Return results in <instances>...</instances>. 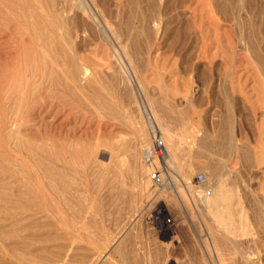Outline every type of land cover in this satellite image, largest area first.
<instances>
[{"label": "rangeland", "instance_id": "obj_1", "mask_svg": "<svg viewBox=\"0 0 264 264\" xmlns=\"http://www.w3.org/2000/svg\"><path fill=\"white\" fill-rule=\"evenodd\" d=\"M141 1L0 0V221L52 223L15 258L264 264V3ZM149 119L182 138L158 189L123 147Z\"/></svg>", "mask_w": 264, "mask_h": 264}, {"label": "bare ground", "instance_id": "obj_2", "mask_svg": "<svg viewBox=\"0 0 264 264\" xmlns=\"http://www.w3.org/2000/svg\"><path fill=\"white\" fill-rule=\"evenodd\" d=\"M143 1V0H142ZM141 1V2H142ZM147 1V0H146ZM261 1V6H263V3H264V0H260ZM149 3V2H148ZM147 3V4H148ZM153 5V4H152ZM258 7V6H257ZM259 8V7H258ZM261 9H260V11L262 12V9L264 10V6L263 7H260ZM257 10H259V9H257ZM258 12V11H257ZM259 24H261V23H259ZM55 29V28H54ZM53 29V30H54ZM27 30V29H26ZM45 30H46V28H45ZM44 30V31H45ZM49 31V30H48ZM50 33V32H49ZM62 33V32H61ZM24 34V33H23ZM30 36V35H29ZM58 36H60V35H58ZM206 36V35H205ZM52 37V36H51ZM62 38H63V35L61 36ZM65 37V36H64ZM12 42V41H11ZM2 45V44H1ZM6 45V44H5ZM9 45V44H8ZM67 45H69V44H67ZM39 47H42V46H39ZM9 48V47H8ZM45 48V47H44ZM7 49V48H6ZM14 49V48H13ZM35 49V48H34ZM33 49V50H34ZM43 49V48H42ZM40 51H42V52H44L43 50H40ZM46 52H47V50H46ZM2 53V52H1ZM11 54V53H10ZM44 54V53H43ZM48 54V53H47ZM46 54V55H47ZM34 55H35V53H34ZM49 55V54H48ZM56 56V55H55ZM54 56V57H55ZM76 56V55H75ZM48 57V56H47ZM50 58V57H49ZM42 61H43V59H41ZM50 60H53V59H51L50 58ZM56 61H57V59H55ZM64 60V59H63ZM33 61H35V60H33ZM60 61H61V59H60ZM63 62V61H62ZM46 63V62H45ZM44 63V64H45ZM61 63V62H60ZM7 64V63H6ZM11 64V63H10ZM41 64V63H40ZM64 64V63H63ZM32 65V64H31ZM35 65H36V63H35ZM52 65H54V64H52ZM7 66V65H6ZM9 66V65H8ZM33 66V65H32ZM41 66V65H40ZM44 66V65H43ZM64 66H65V64H64ZM51 67V66H50ZM60 67V66H59ZM70 67V66H69ZM81 67V66H80ZM35 68V67H34ZM58 68V67H57ZM81 68H84V67H81ZM27 69V68H26ZM44 69H45V67H44ZM51 69V68H50ZM53 69V68H52ZM79 69V68H78ZM85 69V68H84ZM41 70V69H40ZM54 70V69H53ZM52 70V71H53ZM75 70V69H74ZM76 71V70H75ZM78 71V70H77ZM82 71V70H81ZM80 71V72H81ZM86 71V70H85ZM18 72V71H17ZM54 72V71H53ZM63 72V71H62ZM74 72V71H73ZM83 72H84V70H83ZM23 73V72H22ZM87 73V72H86ZM42 74H43V72H42ZM81 74H82V72H81ZM21 76V75H20ZM29 76V75H28ZM44 75H42V77H43ZM56 76V75H55ZM5 77V76H4ZM26 77V76H25ZM24 77V78H25ZM33 77H34V74H33ZM46 77H48V76H46ZM61 77V76H60ZM12 78V77H11ZM20 78V77H19ZM23 77H21V79H22ZM36 78V77H35ZM66 79H67V76L65 77ZM72 78V77H71ZM85 78V77H84ZM20 79V81H22ZM32 79V78H31ZM44 79V78H43ZM49 79V78H48ZM74 79V78H73ZM86 79V78H85ZM29 80V79H28ZM28 80H26V81H28ZM69 81L71 80V79H68ZM68 80H67V82H68ZM81 80V79H80ZM19 81V80H18ZM31 81V80H30ZM40 81V80H39ZM47 81V80H46ZM82 81V80H81ZM84 81V80H83ZM82 81V82H83ZM71 82V81H70ZM73 82H74V80H73ZM73 82H71V83H73ZM21 83V82H20ZM29 83V82H28ZM33 83V82H32ZM36 83V82H35ZM37 83H38V81H37ZM59 83V82H58ZM54 84V83H53ZM75 84H76V82H75ZM9 85V84H8ZM18 85H20V84H18ZM22 85V84H21ZM34 85V84H33ZM37 85V84H36ZM55 85V84H54ZM69 85V84H68ZM67 85V86H68ZM6 86V85H5ZM26 86V85H25ZM37 86H39V85H37ZM37 86H35L36 88H37ZM77 86V85H76ZM75 86V87H76ZM16 87V86H15ZM29 87V86H28ZM62 87V86H61ZM80 87V86H79ZM49 88V87H48ZM67 88V87H66ZM72 88V87H71ZM8 89V88H7ZM38 89V88H37ZM77 89V88H76ZM81 90H82V88H80ZM1 90V89H0ZM9 91L11 90V85H10V89H8ZM15 90V89H14ZM35 90V89H34ZM80 90V91H81ZM49 91V90H48ZM13 92H15V91H13ZM24 92V91H23ZM35 92V91H34ZM56 93H57V91H55ZM74 92H75V90H74ZM33 93V90H31V94ZM80 94H82L83 93V91L82 92H79ZM6 95H7V93H6ZM16 95H17V93H16ZM42 95V94H41ZM77 95V94H76ZM10 96H12V95H10ZM48 96V95H47ZM55 96V95H54ZM2 97V96H1ZM4 97H5V95H4ZM49 97V96H48ZM53 97V96H52ZM82 97H83V95H82ZM9 98V97H8ZM8 98H6V99H8ZM16 98V97H15ZM15 98H14V101H13V103L16 101L15 100ZM32 98V97H31ZM5 99V98H4ZM20 99V98H19ZM19 99H18V101H19ZM42 99V98H41ZM46 99V98H45ZM55 99V98H54ZM10 100V99H9ZM43 100V99H42ZM20 102V101H19ZM22 102V101H21ZM28 102V101H27ZM8 103V102H7ZM12 103V104H13ZM57 103V102H56ZM30 104V103H29ZM45 104V103H44ZM89 104V103H88ZM36 105V104H35ZM92 105V104H91ZM11 106V105H10ZM18 106V105H17ZM22 106V105H21ZM29 106V105H28ZM37 106H39V105H37ZM94 106V105H93ZM15 107V106H14ZM23 107V106H22ZM33 107H34V105H33ZM45 108V107H44ZM36 109V108H35ZM10 110V109H9ZM8 110V111H9ZM18 110V109H17ZM29 110H31V109H29ZM34 111V110H33ZM44 111V110H43ZM42 111V112H43ZM97 111H99L98 110V108H97ZM102 111V110H101ZM100 111V112H101ZM18 112V111H17ZM41 112V113H42ZM96 112V111H95ZM100 112H98V113H100ZM105 112V111H104ZM11 113V112H10ZM10 113H8V114H10ZM20 113V112H19ZM97 113V112H96ZM97 113V116L99 117V114ZM15 114H16V112H15ZM15 114H13L14 116H12V117H15ZM34 114V113H33ZM43 114V113H42ZM102 114V113H101ZM159 114V113H158ZM16 115H19V114H16ZM37 115H39V114H37ZM37 115H35V116H37ZM4 116V115H3ZM32 116V115H31ZM102 116H103V114H102ZM114 116V115H113ZM127 115H125V117H126ZM8 117H9V115H8ZM11 117V118H12ZM18 117V116H17ZM16 117V118H17ZM24 117V115L22 116V118ZM38 117V116H37ZM111 117V116H110ZM40 118V117H39ZM43 118H45V117H43ZM112 118V117H111ZM128 118V117H127ZM156 118V117H155ZM158 118V117H157ZM157 118H156V120H157ZM32 119V118H31ZM34 119V118H33ZM37 119V118H36ZM41 119V118H40ZM120 119V118H119ZM118 119V120H119ZM21 120V119H20ZM23 120V119H22ZM125 120V119H124ZM155 120V119H154ZM40 121V120H39ZM134 122H135V120H133ZM158 121V120H157ZM160 121V120H159ZM131 122V121H130ZM141 122V121H140ZM128 123V122H127ZM132 124H130V125H132V127L134 128L133 130H134V134H135V136H134V138L135 139H133L132 138V140L130 139L129 140V142H127L126 144H124V148L125 147H127L128 146V148L133 144V140L135 141V140H137L138 142H140V143H142V149H141V151H143V149L145 148V147H147L148 146V144L150 143V140H149V132L146 130V129H141V128H137L136 126H133V122H131ZM135 123H137V122H135ZM155 123H156V121H155ZM160 122H158V123H156V125L158 126V128H159V130H160V133H161V138H162V140H163V143H164V145H165V147H166V149H167V157H168V159L170 160V158H172L173 156H175V155H173L174 153H173V150L171 149V142L174 140H178V141H175V143L176 142H179V141H181L180 140V138L178 137V136H175V134L173 135L166 127H164V125H160L159 124ZM17 124V123H16ZM17 125H19V123L17 124ZM14 127V126H13ZM16 127V126H15ZM19 127H20V125H19ZM19 127H18V134H20V129H19ZM143 128H144V126H143ZM13 129V128H12ZM17 129V128H16ZM58 129V128H57ZM8 130V129H7ZM9 130H10V128H9ZM53 130V129H52ZM10 132H12V131H10ZM56 132H58V131H56ZM3 133V132H2ZM59 133V132H58ZM57 133V134H58ZM16 135H17V133H16ZM178 135H180V134H178ZM185 135V134H184ZM9 136L11 137V134L9 133ZM18 136V135H17ZM9 137V138H10ZM9 138H8V140H9ZM98 137H96L95 139H97ZM15 139H17V137H15ZM182 139V138H181ZM21 140H23V139H21ZM15 141V140H14ZM17 142H18V140H16ZM95 141V140H94ZM96 141H98V140H96ZM128 141V140H127ZM14 143V142H13ZM174 142H173V144H175ZM93 144V143H92ZM98 144V143H97ZM144 144V145H143ZM177 144L178 143H176V146H177ZM7 145V144H6ZM20 145V144H19ZM24 145V144H23ZM22 145V146H23ZM99 145V144H98ZM126 145V146H125ZM189 146V145H188ZM18 147H20V146H18ZM24 147H25V145H24ZM30 147V146H29ZM95 147V146H94ZM97 147V146H96ZM95 147V148H96ZM138 147V146H137ZM140 147H141V145L139 146V150H140ZM41 148H43V147H41ZM94 148V149H95ZM135 148H136V146H135ZM173 148V147H172ZM177 148V147H176ZM175 148V149H176ZM25 149H28V148H26L25 147ZM31 149V148H30ZM96 149H98V148H96ZM23 150H24V148H23ZM99 150V149H98ZM130 150V149H129ZM133 150V149H132ZM140 151V152H141ZM130 152V151H129ZM26 153V152H25ZM27 153L29 154V151H27ZM36 153V152H35ZM131 153V152H130ZM10 154V153H9ZM103 154V153H102ZM104 154H105V152H104ZM103 154V155H104ZM29 155H31V154H29ZM132 155V154H131ZM131 155H130V157H131ZM138 155V154H137ZM139 156V155H138ZM33 157V156H32ZM27 158V157H26ZM105 158V157H104ZM36 159V158H35ZM136 159V158H135ZM175 159V158H174ZM8 160V159H7ZM121 160V159H120ZM15 161V160H14ZM33 161H34V159H33ZM59 161V160H58ZM35 162V161H34ZM38 162V161H37ZM136 162V161H135ZM170 162V161H169ZM50 163V162H49ZM141 163H142V161H141ZM43 165V164H42ZM49 165V164H48ZM55 165V164H54ZM60 165V164H59ZM142 165H143V163H142ZM4 166V165H3ZM6 166V165H5ZM50 166V165H49ZM58 166V165H57ZM8 167V166H7ZM38 167V166H37ZM44 167V166H43ZM51 167V166H50ZM52 167H53V164H52ZM102 167H104V166H102ZM143 167H144V169H145V171H146V175L148 174V170H146V168H145V166L143 165ZM58 168H61V166H58ZM19 169V168H18ZM39 170H40V168H39ZM170 170V169H169ZM52 171H53V169H52ZM1 172H2V170H1ZM0 172V173H1ZM11 173H13L12 172V170L10 171ZM17 172L18 173H22V170H17ZM40 172H41V170H40ZM3 173V172H2ZM5 173V172H4ZM15 173V172H14ZM13 173V174H14ZM30 173V172H29ZM49 173V172H48ZM26 174V173H25ZM42 174V173H41ZM12 175V174H11ZM22 175V174H21ZM44 174H42V176H43ZM133 176V175H132ZM135 176V175H134ZM44 177V176H43ZM6 178V177H5ZM7 178H9V177H7ZM10 178H11V176H10ZM147 178H148V180L150 181V183H151V180H150V178H149V176L147 175ZM12 179V178H11ZM23 179V178H22ZM32 179V178H31ZM41 179V178H40ZM5 180H7V179H5ZM5 180H3V181H5ZM24 180V179H23ZM25 180H26V178H25ZM175 180V179H174ZM184 180V179H183ZM10 181V180H9ZM29 181V180H28ZM31 181V180H30ZM176 181H178L177 179L175 180V182ZM13 182V181H12ZM182 182H184V181H182ZM221 182V181H220ZM2 183V182H1ZM9 183H11V182H9ZM17 182H15L14 184H16ZM28 183V182H27ZM181 183V182H180ZM7 184H8V182H7ZM17 184H19V183H17ZM5 185V184H4ZM9 185V184H8ZM11 185V184H10ZM221 184H219V186H220ZM178 186V185H177ZM219 186H218V188L216 189L215 188V190L213 189V191L212 192H208V193H203V203H204V206H205V208L208 210L209 208H210V205L213 203V202H215V201H217V200H219L221 197H222V193L224 192V191H222V193H220L221 192V190L224 188H222V189H220L219 188ZM4 187V186H3ZM12 187H13V185H12ZM221 187H222V185H221ZM15 188V187H14ZM33 188V187H32ZM119 188V187H118ZM172 188V187H171ZM20 189V188H19ZM22 189V188H21ZM24 189V188H23ZM174 189V188H173ZM182 189V188H181ZM10 190V189H9ZM219 190H220V192H219ZM11 191V190H10ZM1 193V192H0ZM2 193L3 194H5V192H3L2 191ZM6 195H7V193H6ZM2 196V197H1ZM0 197L1 198H3L4 200L6 199V198H4L3 197V195H1ZM10 196V195H9ZM11 197V196H10ZM14 197V196H13ZM20 197V196H19ZM23 197H24V195H23ZM48 197V196H47ZM25 199H28L29 200V198H30V196H29V198L27 197H24ZM49 198V197H48ZM31 200L33 199V198H30ZM12 200V199H11ZM11 200H8L9 202L11 201ZM15 200V199H14ZM14 200H12L11 202H13ZM37 200V199H36ZM7 201V200H6ZM17 201V200H16ZM49 201V200H48ZM15 202V201H14ZM21 202V204H23L22 203V201H20ZM34 202V201H33ZM37 202V201H36ZM19 203V202H18ZM28 203V202H27ZM26 203V204H27ZM35 203V202H34ZM6 204V203H5ZM26 204H24V205H26ZM28 205V204H27ZM26 205V206H27ZM36 205H38V204H36ZM0 206H2V205H0ZM10 207H11V205H9ZM4 207H6V208H8L7 206H4L3 205V207H2V211H3V208ZM13 207V206H12ZM11 207V208H12ZM14 207H16V206H14ZM28 207V206H27ZM29 207L30 208H34V207H32V205L30 206L29 205ZM28 207V208H29ZM1 208V207H0ZM18 208V207H17ZM49 208V207H48ZM19 209V208H18ZM21 209V208H20ZM36 209V208H35ZM5 210V209H4ZM7 211H9L8 209H6ZM5 210V211H6ZM11 210V209H10ZM24 210H25V208H24ZM4 211V212H5ZM6 211V212H7ZM12 211V210H11ZM13 213L15 212V211H12ZM45 212V211H44ZM16 213H18V212H16ZM30 213V212H29ZM29 213L28 214H26L25 212H21V213H19V214H17L16 216L14 215V218L13 217H7V219H6V221H8V218H12L11 220H10V222L9 223H7V222H5V221H0V250L1 251H3V253L4 254H6V255H8L9 256V260H11V261H15L17 264H19L18 262H24L25 260H27L26 258H24L23 256V258L25 259L24 261H17V259L15 258V253H16V249H22V247H25V246H28L27 244V242L29 241V243L30 244H32L30 241H34L36 238L37 239H43V238H40L41 236H42V233L44 232H42L41 233V231H40V233H37V232H35V230H33L34 228H35V225H36V227L38 226V224H36L35 222H37V223H39L36 219H34V220H32V221H29L28 223H25V224H23V223H21L20 222V220L21 219H26V218H28L29 216H32V214H30L29 215ZM48 213V212H47ZM23 214V215H22ZM25 214V215H24ZM36 214V213H35ZM50 214V213H49ZM18 215H19V217H18ZM34 215V214H33ZM41 215V214H40ZM37 216V215H36ZM43 216V215H42ZM41 216V218H43V217H45V215L42 217ZM33 217H35V216H33ZM1 218V217H0ZM2 218H4V217H2ZM1 218V219H2ZM40 218V219H41ZM47 218V217H46ZM40 219H38V220H40ZM48 219V218H47ZM36 220V221H35ZM43 220H44V218H43ZM34 221V222H33ZM44 222V221H43ZM48 222V221H47ZM47 222L44 224V225H46L47 224ZM50 222V221H49ZM53 223H55V222H53ZM41 225H42V227L43 228H45L44 227V225L42 224V220H41V223H40ZM49 224H51V227H52V223L50 222ZM49 224H47V225H49ZM41 225H39V226H41ZM46 225V226H47ZM56 225V224H55ZM38 226V227H39ZM50 226V225H49ZM49 226H48V228H49ZM37 227V228H38ZM41 227V228H42ZM45 234V233H44ZM50 234V233H49ZM29 244V245H30ZM41 248V247H40ZM46 248V247H45ZM47 250V249H46ZM28 251V250H27ZM37 251H40V250H38L37 249ZM23 252H24V249H23ZM1 253V252H0ZM29 254L31 253L30 251L28 252ZM57 253V252H56ZM2 254V253H1ZM17 254V253H16ZM20 254V253H19ZM28 254V255H29ZM256 254V253H255ZM254 254V255H255ZM3 255V254H2ZM18 255V254H17ZM16 255V256H17ZM38 255V254H37ZM25 256V255H24ZM250 256V255H249ZM42 257V256H41ZM236 257V256H235ZM47 258V257H46ZM251 258H253V257H251ZM241 259H243V257H241ZM244 259L245 260H247V261H249V262H251L250 260L251 259H249V257H248V255H245L244 256ZM20 260V259H19ZM28 261V260H27ZM49 261H51L50 259H49ZM255 261V260H254ZM26 262V261H25ZM34 262V261H33ZM56 262H57V260H56ZM60 262V261H59ZM12 263V262H11ZM62 263V262H61ZM60 263V264H61ZM244 263V262H243ZM247 263V262H246ZM27 264H29V262L27 263ZM54 264V263H53ZM59 264V263H58ZM234 264V263H233ZM252 264V263H251Z\"/></svg>", "mask_w": 264, "mask_h": 264}, {"label": "built area", "instance_id": "obj_3", "mask_svg": "<svg viewBox=\"0 0 264 264\" xmlns=\"http://www.w3.org/2000/svg\"><path fill=\"white\" fill-rule=\"evenodd\" d=\"M150 143L141 152V161L148 170V176L151 180V185L155 188H160L164 184L165 177L168 173L166 166L167 149L161 138V133L155 121H147ZM203 173L199 172L196 175V180L200 183L204 181Z\"/></svg>", "mask_w": 264, "mask_h": 264}]
</instances>
